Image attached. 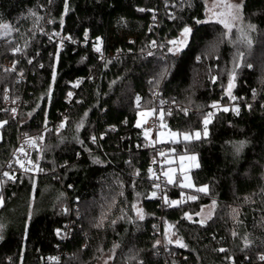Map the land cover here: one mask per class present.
I'll return each instance as SVG.
<instances>
[{
  "label": "trees",
  "instance_id": "obj_1",
  "mask_svg": "<svg viewBox=\"0 0 264 264\" xmlns=\"http://www.w3.org/2000/svg\"><path fill=\"white\" fill-rule=\"evenodd\" d=\"M183 1L156 30L152 11L161 0H0V172L21 133H37L48 121L60 126L45 133L36 156L50 174L1 180L0 264H98L108 256L110 264H264V0L243 2L244 22L254 26L247 35L206 21L205 0ZM185 27L188 45L172 52ZM46 29L88 38L87 46L50 44ZM156 39L166 59L146 54ZM97 46L123 54L100 61ZM6 60L16 71L3 69ZM158 89L197 110L165 112L166 126L202 134L166 144L200 159L194 188L170 184L179 200L171 208L151 197L152 142L137 125ZM8 97L22 102L20 123L3 111ZM234 100L239 114L217 111L204 136L212 105ZM202 186L208 192L197 191ZM208 205L213 215L201 223ZM168 223L184 247L161 244Z\"/></svg>",
  "mask_w": 264,
  "mask_h": 264
},
{
  "label": "built area",
  "instance_id": "obj_2",
  "mask_svg": "<svg viewBox=\"0 0 264 264\" xmlns=\"http://www.w3.org/2000/svg\"><path fill=\"white\" fill-rule=\"evenodd\" d=\"M183 0H161V4H157L156 7L152 11V18H151V28L159 30L164 17L168 19L172 18L175 14L176 8L178 6L183 5ZM49 40L50 44H55L61 48H65L68 46L74 47L76 50L80 49L81 47L87 46V39L84 41H80L79 39H75L70 35H65L62 32H51L47 29L44 31ZM155 43L151 42L148 43L150 49L146 51L147 55L153 54L154 51H159L163 58L166 59V54L164 48L161 47L158 40L154 41ZM94 53L99 57L100 61H107L109 59L116 60L122 54L123 50L118 49L110 54H106L102 47H100V51L97 52L96 50ZM4 70H11L16 71V62L11 60H6L3 65ZM18 80L26 81V74L23 72V75L20 72H17ZM71 96H67V103L71 104L74 101L75 96L77 95L78 89L82 86V81L78 79L73 85H71ZM155 104L153 106V110L151 117L149 118L146 129L148 132H152L155 135L157 132L162 128L165 127L164 115L165 112L169 114H173L177 110H182L187 115H192L197 113L196 109L184 107L181 104L176 102H169L167 98L164 97L163 92L161 89H158L154 94ZM245 100V98H243ZM216 105V107H213ZM209 114H214L217 111L227 108L232 109L236 114V109L240 112V105L238 102L231 101L227 104L222 102H216L213 104ZM22 104L19 102H11L10 98L8 97L4 106L3 111L9 114V118L20 123L21 121V111H22ZM238 112V114H239ZM56 123L51 121L46 122L42 130L37 133H30L24 132L21 133L19 139L17 141L16 146L14 147L13 151L11 152L10 157L6 161L5 165L3 166L0 172V180L12 177V180H18L23 177H40L50 174L51 170L45 167L36 156L40 153V141L44 139L46 129H52ZM50 127V128H48ZM56 130L60 128V126L56 125ZM48 131V130H47ZM34 141V143H33ZM150 162H149V177L151 180L152 191L153 194L155 193L154 198L160 202L161 207L163 208H171L179 203V200L172 196V188L170 183L166 177V162L168 157V147L166 144L161 145L156 142L150 144ZM163 153V155H161ZM23 165V167H21ZM4 173H8V176H5ZM157 185L159 187H157ZM173 201H177V204H173ZM61 258L60 255L54 254L52 259L59 260ZM168 264H178L177 262Z\"/></svg>",
  "mask_w": 264,
  "mask_h": 264
},
{
  "label": "rangeland",
  "instance_id": "obj_3",
  "mask_svg": "<svg viewBox=\"0 0 264 264\" xmlns=\"http://www.w3.org/2000/svg\"><path fill=\"white\" fill-rule=\"evenodd\" d=\"M241 2L243 4L244 0H205L206 21L219 22L220 20H226L231 25V29L237 28L241 35H247L252 30L253 27H249L250 25L248 23L244 22L243 8H242V11L240 13L239 19H232L230 16L227 15V12H228V9L226 7L227 4H230V3L236 4V3H241ZM221 24H223V23H221ZM191 32H192V30H191ZM191 32L187 36H185V35H183V31H182L180 33L179 37L176 40H173V41H176L177 43L176 44L172 43V46H171L172 52L178 53L188 45L189 40H190V36H191ZM177 48H179V51L176 50ZM19 72L21 75H23V72H25V71L19 70ZM17 76H18V74H17ZM19 103L22 104V102H19ZM151 115H152V112L149 110H146V111L144 110L142 112H139L138 117H137V125L139 127H145L149 118L151 117ZM0 124H2V126H3L4 122L0 121ZM2 126H0V140L2 139V132H1ZM48 128H50V127H48ZM47 130H50V129H46L45 131L47 132ZM145 130L147 131V138L150 142H152V143L156 142V143L161 144V145L169 144L171 142H177L180 139H184L183 134L188 133V132H181L180 133L178 131H174V130L168 128L166 126V123H165V127L162 126V128L157 132L156 135L152 132H148L147 129H145ZM196 132H200V131H195L193 134H191V133H188V134H191L193 136V139H195L194 134ZM203 132H204V130H203ZM172 133H177L178 135L173 136ZM207 133H208V129H207ZM201 136H202V134H201ZM43 140L40 142H43ZM39 160H40V158H39ZM166 169H168V167ZM169 170H168L169 173L166 170V173H167L166 177H167L168 181L171 180L169 177H171V174L173 172H174V177L176 175L174 168H169ZM174 182H175V180H174ZM174 182H173V180H171L172 184ZM0 184H1V180H0ZM180 185H182L186 189L194 188L195 185H194L191 174L184 175L183 179L180 181ZM0 190H1V185H0ZM154 196H155V193L153 194V191H152L151 197H154ZM2 203H3V199L0 198V206L2 205ZM138 210H142V215H143V209L140 207V205H136L137 215H138ZM213 210H214V207L211 205L204 206L201 209V211L198 213L199 221L200 222L203 221V223L207 222L212 217ZM188 216L190 218H192L191 215H188ZM169 240H171V242L176 243L173 225L170 223H168L166 225V227L164 228V234H163V236L160 237V242H161V244L167 243V242H169ZM111 259H112L111 256H108L106 258H103L98 264H110Z\"/></svg>",
  "mask_w": 264,
  "mask_h": 264
},
{
  "label": "snow or ice",
  "instance_id": "obj_4",
  "mask_svg": "<svg viewBox=\"0 0 264 264\" xmlns=\"http://www.w3.org/2000/svg\"><path fill=\"white\" fill-rule=\"evenodd\" d=\"M226 7L228 9V12H227V15L228 16H230L232 19H239L240 18V13H241L242 8H243L242 2L241 3H236V4H231L230 3V4H227ZM140 11H144V10L143 9H140ZM219 22L220 23H223L224 24V27L226 29H228L229 32L231 31V25L226 20H220ZM197 23H201V21H197ZM3 27L5 29H7L8 28V25H3ZM249 27H253L254 28V26H252V25H250ZM190 32H191V28L185 27L184 30H183V35L187 36ZM153 43H155V42H153ZM171 43L176 44L177 42L176 41H171ZM176 50L179 51V48H177ZM17 51H19V49H17ZM96 51L97 52L100 51V47L99 46L96 47ZM240 56L242 57L243 56V53H240ZM233 79H234V76H233ZM232 86L233 85H232V83L230 81V83H229V92H228L229 96H231V88H232ZM71 95L72 94L69 93V96H71ZM232 98L235 99V97H232ZM137 99H139V98H137ZM213 107H216V105H213ZM223 111H229V109L224 108ZM236 111H237V114H238L239 110L236 109ZM212 115L213 114L210 113L209 116L207 118H205V120H204V125H205L204 132H203V135L204 136H207V134H208L207 133V125L210 123L211 116ZM4 123H6V121ZM0 126H2V124H0ZM172 135L173 136H176L178 134L177 133H172ZM183 137H184L185 140H191V139H193V136L191 134H188V133H184L183 134ZM194 138L195 139H200L201 138V133L200 132H196L194 134ZM92 139H93V141H95V137H93ZM33 143H34V141H33ZM242 147H243V142H241V144L237 147V151H239L240 148H242ZM161 155H163V153H161ZM192 159H195V157H192ZM21 167H23V165H21ZM4 175L5 176H8L9 174L8 173H4ZM166 175H167V173H166ZM9 179H12V177L9 176ZM169 182L171 183V180H169ZM157 187H159V186L157 185ZM197 191L207 192V186H204L203 188H199V189H197ZM192 199H195V197H192ZM172 203L173 204H177L178 202L177 201H173ZM214 204H215V202H213V206H214ZM138 215L140 216V219H143L144 218L143 215H142V210H138ZM201 223H203V221H201ZM169 243H171V240H169ZM176 243L179 246H181V247H184L185 246L179 240H177ZM221 251H223V249H221ZM262 259H264V257H262Z\"/></svg>",
  "mask_w": 264,
  "mask_h": 264
},
{
  "label": "crops",
  "instance_id": "obj_5",
  "mask_svg": "<svg viewBox=\"0 0 264 264\" xmlns=\"http://www.w3.org/2000/svg\"><path fill=\"white\" fill-rule=\"evenodd\" d=\"M180 140H185V139H180ZM192 157H195V159H192ZM166 163H167L166 168L168 167V169H166L167 172L169 168H174L176 172L175 177H174V172L171 174V177H169L171 180H173V182L175 180L173 184H178L179 187H183L182 185H180V181L183 179V176L186 174H191L193 170L197 169L200 166V159H199V155L196 153H185V154L177 155L174 154L171 150L168 152ZM173 184L171 183V185ZM203 187L204 186L200 188ZM207 192H208V187H207Z\"/></svg>",
  "mask_w": 264,
  "mask_h": 264
},
{
  "label": "water",
  "instance_id": "obj_6",
  "mask_svg": "<svg viewBox=\"0 0 264 264\" xmlns=\"http://www.w3.org/2000/svg\"><path fill=\"white\" fill-rule=\"evenodd\" d=\"M241 63H242V61H240V65H241ZM234 89H235V86H232V88H231V95L233 94Z\"/></svg>",
  "mask_w": 264,
  "mask_h": 264
}]
</instances>
